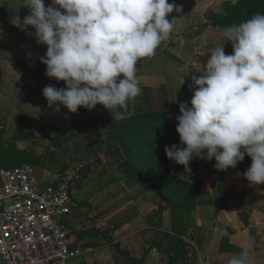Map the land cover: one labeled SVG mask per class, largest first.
I'll list each match as a JSON object with an SVG mask.
<instances>
[{"label": "crops", "instance_id": "0c3cea01", "mask_svg": "<svg viewBox=\"0 0 264 264\" xmlns=\"http://www.w3.org/2000/svg\"><path fill=\"white\" fill-rule=\"evenodd\" d=\"M233 1L169 0L182 11L169 15V21L179 20L156 55L137 64L142 94L130 105L131 117L115 121L102 105L90 111L81 107L86 114L80 125L63 106L59 112L49 107L42 94L49 84L65 85L45 75L40 57L46 46L38 44L35 30L23 24L29 10L20 0H0V123L7 124L0 144L12 141L19 151L32 155H44L51 146V154L56 155L62 141L71 155H80L79 166L63 174H48L51 184L47 187L56 185L57 177L81 168L77 181L83 201L74 202L65 219L73 231L72 247L93 249L80 257L81 264L133 260L139 261L135 264H227L232 254L243 250L253 264H264V185H250L244 178L250 157L227 171H218L214 159L193 158L201 190L189 210L178 212L142 182L125 177L119 167L123 155L119 149L108 151L141 115H157L178 135L179 102H190L192 76L202 74L216 47L225 45L226 54L233 52L224 28L216 22L217 16L230 12ZM44 2L48 6L51 0ZM24 120V137L16 138ZM63 132L72 133L70 144ZM25 136L32 138V145ZM41 178L37 176L39 185Z\"/></svg>", "mask_w": 264, "mask_h": 264}, {"label": "clouds", "instance_id": "9594fccd", "mask_svg": "<svg viewBox=\"0 0 264 264\" xmlns=\"http://www.w3.org/2000/svg\"><path fill=\"white\" fill-rule=\"evenodd\" d=\"M20 3L29 10L23 24L46 46L40 57L46 77L65 85L43 89L48 106L77 114L81 107L90 111L102 105L115 121L131 117L130 105L142 94L137 64L156 55L179 20L169 21V15L182 11L169 0ZM223 35L233 52L216 47L200 66L202 74L192 76V98L179 102L176 117L181 146H165V154L184 168L178 175L184 184L192 183L193 158L214 159L218 171H227L248 156L251 165L244 178L250 185H264V14L226 26ZM227 264L253 262L243 250Z\"/></svg>", "mask_w": 264, "mask_h": 264}, {"label": "built area", "instance_id": "2783aa9c", "mask_svg": "<svg viewBox=\"0 0 264 264\" xmlns=\"http://www.w3.org/2000/svg\"><path fill=\"white\" fill-rule=\"evenodd\" d=\"M80 169L42 190L33 166L0 168V264H69L93 251L73 248L65 225Z\"/></svg>", "mask_w": 264, "mask_h": 264}, {"label": "trees", "instance_id": "16d2710c", "mask_svg": "<svg viewBox=\"0 0 264 264\" xmlns=\"http://www.w3.org/2000/svg\"><path fill=\"white\" fill-rule=\"evenodd\" d=\"M257 13L264 14V0H235L231 3L230 12L217 16L216 22L225 28L239 24ZM1 80L0 68V84ZM85 114L86 112L79 108L74 120L80 125L83 124ZM134 120L136 125L108 151L117 148L118 152L123 153L119 167L126 178L142 182L147 188L162 196L174 210L178 212L189 210L201 190L197 172L190 163L192 183L184 184L178 179V175L184 173V168L169 160L165 154V146L170 147L173 144L181 146L179 136L153 113L138 116ZM71 136L72 133L68 135L69 140ZM138 262L133 260L129 264Z\"/></svg>", "mask_w": 264, "mask_h": 264}, {"label": "rangeland", "instance_id": "374dc122", "mask_svg": "<svg viewBox=\"0 0 264 264\" xmlns=\"http://www.w3.org/2000/svg\"><path fill=\"white\" fill-rule=\"evenodd\" d=\"M60 122V121H59ZM24 124H26V121L24 120L20 127V133L17 130V137L21 138L24 137V133H21L24 127ZM2 125V129L0 130V135L4 133L5 131H2L5 127H7V124L5 122L0 123ZM65 139L68 135H65ZM25 139L28 140L27 144L32 145V138L26 137ZM72 139H70L67 143L70 144ZM60 146H58L59 151L56 153V155H52L50 152L51 146H48V150L44 155H32L28 152H21L18 150V145L11 142H7L5 145L0 144V168L5 169H11L15 167H19L25 164L32 165L36 169L37 176L42 179L40 181L41 183V189L45 190L47 186L50 183L49 175L54 174H60L67 172L69 170H72L74 167L79 166L80 162V155H71V150H69V147L67 149L65 148L64 143L61 141L58 143ZM90 147V145H89ZM45 177H48L45 179ZM79 182H75V191H77L74 196L73 200L74 202H82V194L79 189ZM90 210V207H88ZM88 215V214H87ZM81 258H78L76 260H72L69 262V264H81Z\"/></svg>", "mask_w": 264, "mask_h": 264}]
</instances>
